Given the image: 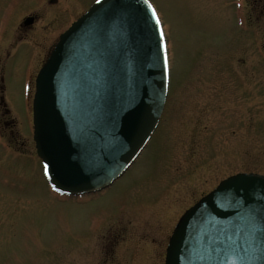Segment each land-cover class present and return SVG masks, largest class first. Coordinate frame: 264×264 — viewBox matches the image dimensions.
<instances>
[{"label": "rangeland", "instance_id": "obj_1", "mask_svg": "<svg viewBox=\"0 0 264 264\" xmlns=\"http://www.w3.org/2000/svg\"><path fill=\"white\" fill-rule=\"evenodd\" d=\"M95 1L0 0V264H164L185 210L231 175L264 176V0H150L170 68L154 134L102 193L51 190L33 141L34 83Z\"/></svg>", "mask_w": 264, "mask_h": 264}, {"label": "water", "instance_id": "obj_2", "mask_svg": "<svg viewBox=\"0 0 264 264\" xmlns=\"http://www.w3.org/2000/svg\"><path fill=\"white\" fill-rule=\"evenodd\" d=\"M153 9L149 0L96 1L60 35L40 68L33 140L55 192L78 197L106 190L156 130L170 72ZM164 264H264V176H229L188 208Z\"/></svg>", "mask_w": 264, "mask_h": 264}, {"label": "flooded vegetation", "instance_id": "obj_3", "mask_svg": "<svg viewBox=\"0 0 264 264\" xmlns=\"http://www.w3.org/2000/svg\"><path fill=\"white\" fill-rule=\"evenodd\" d=\"M58 1H60V0H49V4H56V3H58ZM84 13V12H83ZM27 17H32L33 18V22L30 24V26H28V27H32L37 21H38V19L40 18V16L39 15H35V14H32V15H29V16H27ZM27 17H24L23 18V20H22V23H23V26H25V24H24V20L27 18ZM28 27H26L25 26V28L27 29ZM3 107V106H2ZM6 112V111H5ZM4 125L5 126H8L9 125V123L5 120L4 122Z\"/></svg>", "mask_w": 264, "mask_h": 264}, {"label": "snow or ice", "instance_id": "obj_4", "mask_svg": "<svg viewBox=\"0 0 264 264\" xmlns=\"http://www.w3.org/2000/svg\"><path fill=\"white\" fill-rule=\"evenodd\" d=\"M153 14H155V9L152 10ZM157 22H159V18L157 17ZM161 35H163V32L161 31Z\"/></svg>", "mask_w": 264, "mask_h": 264}]
</instances>
